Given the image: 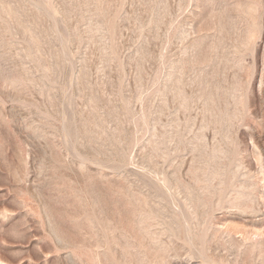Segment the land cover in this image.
Here are the masks:
<instances>
[{
    "label": "rangeland",
    "instance_id": "rangeland-1",
    "mask_svg": "<svg viewBox=\"0 0 264 264\" xmlns=\"http://www.w3.org/2000/svg\"><path fill=\"white\" fill-rule=\"evenodd\" d=\"M0 264H264V0H0Z\"/></svg>",
    "mask_w": 264,
    "mask_h": 264
}]
</instances>
